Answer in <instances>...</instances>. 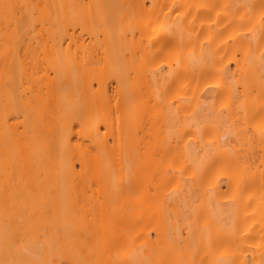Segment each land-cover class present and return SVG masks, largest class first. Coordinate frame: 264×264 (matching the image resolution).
<instances>
[{
	"label": "bare ground",
	"instance_id": "1",
	"mask_svg": "<svg viewBox=\"0 0 264 264\" xmlns=\"http://www.w3.org/2000/svg\"><path fill=\"white\" fill-rule=\"evenodd\" d=\"M0 264H264V0H0Z\"/></svg>",
	"mask_w": 264,
	"mask_h": 264
},
{
	"label": "snow or ice",
	"instance_id": "2",
	"mask_svg": "<svg viewBox=\"0 0 264 264\" xmlns=\"http://www.w3.org/2000/svg\"><path fill=\"white\" fill-rule=\"evenodd\" d=\"M2 7L4 9V14L7 17L9 15L10 11L15 8V5L3 4Z\"/></svg>",
	"mask_w": 264,
	"mask_h": 264
}]
</instances>
